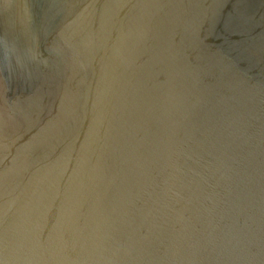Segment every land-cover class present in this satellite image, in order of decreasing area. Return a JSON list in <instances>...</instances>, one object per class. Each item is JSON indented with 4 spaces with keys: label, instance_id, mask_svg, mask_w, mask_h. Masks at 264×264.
<instances>
[{
    "label": "water",
    "instance_id": "1",
    "mask_svg": "<svg viewBox=\"0 0 264 264\" xmlns=\"http://www.w3.org/2000/svg\"><path fill=\"white\" fill-rule=\"evenodd\" d=\"M0 264H264V0H0Z\"/></svg>",
    "mask_w": 264,
    "mask_h": 264
}]
</instances>
